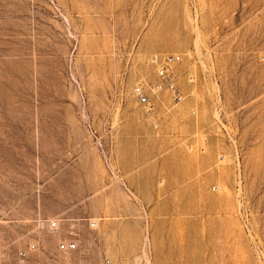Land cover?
I'll return each mask as SVG.
<instances>
[{
    "label": "rangeland",
    "instance_id": "374dc122",
    "mask_svg": "<svg viewBox=\"0 0 264 264\" xmlns=\"http://www.w3.org/2000/svg\"><path fill=\"white\" fill-rule=\"evenodd\" d=\"M0 264H264V0H0Z\"/></svg>",
    "mask_w": 264,
    "mask_h": 264
},
{
    "label": "built area",
    "instance_id": "2783aa9c",
    "mask_svg": "<svg viewBox=\"0 0 264 264\" xmlns=\"http://www.w3.org/2000/svg\"><path fill=\"white\" fill-rule=\"evenodd\" d=\"M177 59H178V57L175 56V55L165 56L163 58V61L161 62L160 66H159V69H158L159 75L160 76L161 75L166 76L167 75L168 68H169L168 65L170 63L174 62ZM170 87L173 88V84H170ZM137 92H138V100H140L141 103L145 104L146 102H148L147 97L143 95V93L140 91V89H138Z\"/></svg>",
    "mask_w": 264,
    "mask_h": 264
}]
</instances>
